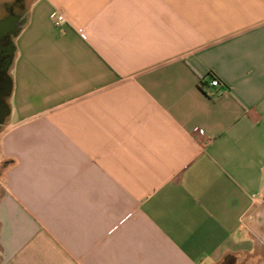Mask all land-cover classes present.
Wrapping results in <instances>:
<instances>
[{
    "label": "crops",
    "instance_id": "crops-1",
    "mask_svg": "<svg viewBox=\"0 0 264 264\" xmlns=\"http://www.w3.org/2000/svg\"><path fill=\"white\" fill-rule=\"evenodd\" d=\"M16 12L0 264H264V0Z\"/></svg>",
    "mask_w": 264,
    "mask_h": 264
},
{
    "label": "flooded vegetation",
    "instance_id": "flooded-vegetation-1",
    "mask_svg": "<svg viewBox=\"0 0 264 264\" xmlns=\"http://www.w3.org/2000/svg\"><path fill=\"white\" fill-rule=\"evenodd\" d=\"M23 5L24 0H0V105L4 104L11 89L10 69L15 53L14 38L18 31L16 11Z\"/></svg>",
    "mask_w": 264,
    "mask_h": 264
},
{
    "label": "built area",
    "instance_id": "built-area-1",
    "mask_svg": "<svg viewBox=\"0 0 264 264\" xmlns=\"http://www.w3.org/2000/svg\"><path fill=\"white\" fill-rule=\"evenodd\" d=\"M64 20H65V16H64L63 14H59V15L55 18L54 22H55L56 25H60V23H61L62 21H64ZM211 84L214 85V86H218V85L220 84V81H219L218 78L213 77V78L211 79Z\"/></svg>",
    "mask_w": 264,
    "mask_h": 264
},
{
    "label": "rangeland",
    "instance_id": "rangeland-1",
    "mask_svg": "<svg viewBox=\"0 0 264 264\" xmlns=\"http://www.w3.org/2000/svg\"><path fill=\"white\" fill-rule=\"evenodd\" d=\"M263 256H264V252H263ZM264 258V257H263ZM257 264V263H256Z\"/></svg>",
    "mask_w": 264,
    "mask_h": 264
}]
</instances>
